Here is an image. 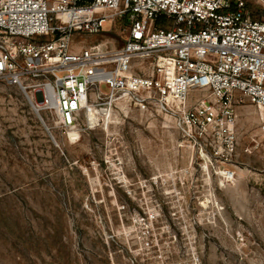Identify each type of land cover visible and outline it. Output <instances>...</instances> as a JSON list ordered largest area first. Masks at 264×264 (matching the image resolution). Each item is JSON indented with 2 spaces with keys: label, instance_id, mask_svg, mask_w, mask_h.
<instances>
[{
  "label": "rangeland",
  "instance_id": "1",
  "mask_svg": "<svg viewBox=\"0 0 264 264\" xmlns=\"http://www.w3.org/2000/svg\"><path fill=\"white\" fill-rule=\"evenodd\" d=\"M125 35L117 20L78 45ZM33 89L0 79V264H264V115L247 98L233 102L235 153L217 156L177 99L129 94L72 131L34 109Z\"/></svg>",
  "mask_w": 264,
  "mask_h": 264
},
{
  "label": "built area",
  "instance_id": "2",
  "mask_svg": "<svg viewBox=\"0 0 264 264\" xmlns=\"http://www.w3.org/2000/svg\"><path fill=\"white\" fill-rule=\"evenodd\" d=\"M117 20L121 47L78 45ZM0 31V79L33 84L34 109L57 115L64 130L124 92L167 110L175 98L189 135L219 139L215 155L232 156L233 102L247 98L264 115V20L246 0H0Z\"/></svg>",
  "mask_w": 264,
  "mask_h": 264
},
{
  "label": "bare ground",
  "instance_id": "3",
  "mask_svg": "<svg viewBox=\"0 0 264 264\" xmlns=\"http://www.w3.org/2000/svg\"><path fill=\"white\" fill-rule=\"evenodd\" d=\"M99 47H104L106 45V42H99V44H97ZM162 63V62H161ZM160 63V64H161ZM123 94V93H121ZM130 93L128 92H125L122 96H120V94L118 95H115L113 97V101L112 103L116 102L119 98H124L126 97L127 95H129ZM175 99V98H174ZM105 110H100L97 106H95L92 111L88 114V116L90 115L92 121H95L98 119V114H103ZM112 114V113H111ZM101 117V115H99ZM75 130V129H74ZM73 131V130H72Z\"/></svg>",
  "mask_w": 264,
  "mask_h": 264
},
{
  "label": "trees",
  "instance_id": "4",
  "mask_svg": "<svg viewBox=\"0 0 264 264\" xmlns=\"http://www.w3.org/2000/svg\"><path fill=\"white\" fill-rule=\"evenodd\" d=\"M247 7L251 10L252 18L254 20H264V15L262 12H255L252 8H250V5L247 3Z\"/></svg>",
  "mask_w": 264,
  "mask_h": 264
}]
</instances>
